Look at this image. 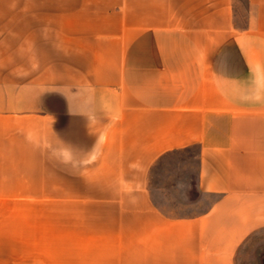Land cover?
Returning <instances> with one entry per match:
<instances>
[{
	"label": "crops",
	"instance_id": "crops-1",
	"mask_svg": "<svg viewBox=\"0 0 264 264\" xmlns=\"http://www.w3.org/2000/svg\"><path fill=\"white\" fill-rule=\"evenodd\" d=\"M0 264H264V0H0Z\"/></svg>",
	"mask_w": 264,
	"mask_h": 264
},
{
	"label": "rangeland",
	"instance_id": "rangeland-1",
	"mask_svg": "<svg viewBox=\"0 0 264 264\" xmlns=\"http://www.w3.org/2000/svg\"><path fill=\"white\" fill-rule=\"evenodd\" d=\"M151 192L155 203L173 216L205 210L214 200L197 190V148L170 153L154 167Z\"/></svg>",
	"mask_w": 264,
	"mask_h": 264
}]
</instances>
